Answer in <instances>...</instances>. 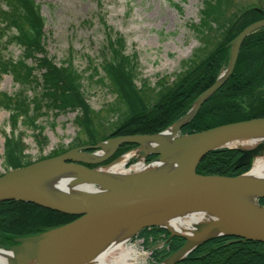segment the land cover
<instances>
[{
    "label": "rangeland",
    "instance_id": "obj_1",
    "mask_svg": "<svg viewBox=\"0 0 264 264\" xmlns=\"http://www.w3.org/2000/svg\"><path fill=\"white\" fill-rule=\"evenodd\" d=\"M202 1L35 0L40 5V15L43 19L40 29L41 51L37 54V57H43L59 66V68H69L70 73L76 75L77 82L80 84L82 93L85 96L89 116L79 124L76 120V111L67 110L55 115L56 109L52 107V103L41 100L43 102L41 109L43 114L38 115L35 123L43 129L41 128V135L36 139L33 135L35 131L28 125L18 122L12 128L8 111L0 107V177L10 172L3 163V142L5 136L11 135L20 138V142L24 147L23 154L27 158L24 157L31 161L29 165L32 166L51 160L59 155H67L68 152L73 150L76 153L93 154L99 149L96 146L97 144L111 141L117 137L156 134L168 129L179 118L186 115L191 107L178 118H175L174 114L163 117L161 125L155 124L156 121L149 120L152 116L160 115L161 106L154 107L146 112L138 110L134 115L128 116L125 105L121 101L115 100L116 95L113 90L111 91L112 88L109 84L105 82L101 84L103 71L100 65L102 60L109 56L107 53L111 52L109 48L111 43L113 44L111 40L120 41V44H115L116 47H120L119 53L125 57L134 55L133 58L136 59H134L137 65L135 86H143L141 80L146 79L148 86L151 87L150 91H145L143 95L144 104L152 105L157 100L159 93L158 88V90L156 89L157 91L153 89L157 81L164 78L166 85L171 86L183 74L185 67L190 66L188 61L193 58V54H196L198 59L199 57L203 58L208 50L216 44L215 41L221 39V34L213 32V30H207L204 32V43H201L203 41H200L196 32L193 31L192 25L199 22L200 9L203 5ZM262 1L264 3V0ZM259 5H262L260 0H231L223 7L218 20L228 19L232 12L237 11L239 8L245 9ZM22 52L20 46L10 45L6 47L4 54L17 60L22 57ZM243 52L244 59L240 61L239 68L245 70L247 75H251L252 78L248 82V86L243 87L239 95L230 99L228 97L227 100L228 102L232 100L233 102L230 103L236 104V107L241 112L238 114L241 115L239 117H243L246 112L256 111V108L264 100V44L262 43L259 46L256 44L252 49L245 48ZM103 55L105 58H103ZM32 62V58L26 60L27 64H32ZM227 65V61L221 65L218 75L224 72ZM35 73L36 75L39 74L37 70H35ZM38 77L40 79L41 76L39 75ZM253 79L256 80L253 81ZM19 88L20 86L12 80L10 75H1L0 93L10 94L17 92ZM42 93L43 86L35 88V90H26V95L30 98L37 94L39 96ZM175 93L170 94V98L175 96ZM194 100L192 103H194ZM230 103L228 104L230 105ZM201 105L185 124L194 118ZM181 127L177 131L176 137L186 134L181 132ZM113 133L116 134L109 136ZM90 137H93L97 142L90 143ZM75 141L78 142V145L72 146ZM237 141L241 142L240 139ZM139 146V143L131 141L122 142L114 148L117 155L113 159L106 158L100 163L79 162L70 157L66 158L64 163H78L94 170L99 165L102 167L108 165L119 156ZM262 146H264V142H262ZM220 149L227 148L221 147L217 150ZM236 152L238 156L235 162L241 155L239 150H236ZM154 157L155 154L139 152L126 161L125 169H130L139 159L148 164ZM254 157L246 165L235 168L246 167L238 175L244 174L252 167ZM262 198L264 199V197H261L259 201L264 206V202L262 203L260 200ZM7 200H0V202ZM65 215L70 216L69 214ZM203 223H206V221L200 222V224ZM41 232H44V230L35 233V235ZM166 232L167 234L169 233L168 231ZM32 235L34 234L27 236ZM27 236H19L17 238ZM163 237L160 235L151 236V234L142 236V243L141 239L135 240V237H132L130 243L139 250L143 257V261L140 260L135 264H154L156 258H161L167 250L166 245L164 246L165 240ZM15 238L12 239L11 237L9 241L14 242ZM184 240L186 241V239ZM184 242L181 243L180 247L183 246ZM16 247H18L17 242L10 245H2L0 243V248L12 249ZM142 250L144 253H142ZM172 253L163 257V261ZM151 256L152 259L150 260Z\"/></svg>",
    "mask_w": 264,
    "mask_h": 264
},
{
    "label": "trees",
    "instance_id": "obj_2",
    "mask_svg": "<svg viewBox=\"0 0 264 264\" xmlns=\"http://www.w3.org/2000/svg\"><path fill=\"white\" fill-rule=\"evenodd\" d=\"M230 1H202L199 22L193 24L192 29L198 35L199 40L203 41L201 43H204V32L207 30L221 34V39L215 41L216 44L214 43L215 45L208 50L203 58L199 57L198 59V56L193 54L192 61L190 59L188 61L190 66L185 67L183 74L171 86L166 85L164 78L157 81L155 88H153L159 89H157L159 91L157 100L149 106L144 104L143 95L145 91H150L151 88L148 86L147 80H141L143 86H135L134 84L137 76L134 55L132 57L122 56L119 53L120 47L115 45L121 42L111 40L113 41L109 47L111 52L107 53L109 55L107 58L103 55L105 59L100 65L103 71L101 84L104 82L109 84L112 88L111 91L113 90L116 95L115 100L121 101L125 105L128 116L134 115L138 110L146 112L161 106L160 115L149 118L151 121H156L155 124L161 125L163 117L171 114H174L175 118L181 116L191 107L192 101L215 81L219 68L225 64L228 58L226 44L246 26L264 18V3L260 0L262 5L245 9L239 8L232 12L228 19L218 20L223 7ZM0 6V78L3 73L11 74L20 86L18 91L12 94L0 93V107L9 111L13 125L18 119H21V122L32 127L36 131L33 134L36 139L41 135L42 128H39L35 123L38 115L43 113L41 100L52 103V107L56 109L55 115L67 110L76 111V120L79 124L82 123L89 116L87 113L89 110L76 75L70 73L69 68H59L45 58L37 57L41 51L39 37L42 17L39 15V5L33 0H24L23 2L20 0H0ZM262 43L264 44V27L259 28L244 39L231 75L221 87L207 98L194 118L182 126L181 132L193 133L220 124L264 117V100L256 108V111L246 112L243 117H239L241 115L238 114L241 112L236 104H231L232 100L227 101L228 97L230 99L239 95L243 87L248 86V82L252 78L251 75H247L245 70L239 68L240 61L244 59L243 49H252L256 44L259 46ZM12 44L20 46L23 51L22 57L17 60L4 54L6 47ZM29 58L33 59L32 64L26 63ZM35 70L38 71V75H36ZM39 75L41 76L40 79ZM255 80L253 79V81ZM42 86L43 93L41 95L38 96L37 94L31 98L26 95L27 89L35 90V88ZM172 93H175V96L170 98L169 95ZM89 141L90 143L97 142L93 137H90ZM74 145H78V142H73L72 146ZM23 151L24 147L20 138H5L3 144L5 168L11 169L29 164L31 161L26 159ZM237 154L235 150L231 149L213 150L201 159L196 167V172L200 174L237 175L246 168H234ZM260 200L262 203L264 202L263 198ZM67 219L70 221L73 217L34 203L18 200L2 201L0 202V243L10 245L15 243L9 241L11 237L13 239L14 237L35 234L66 223L68 222ZM162 233L167 235L165 230L153 227L143 229L139 235L149 236L151 234L156 236ZM231 239L232 237L226 235L209 239L198 245L176 264H264L263 243L245 239L230 241ZM182 242L183 239L173 237L167 243L168 250L163 253L161 258H156V261L178 249Z\"/></svg>",
    "mask_w": 264,
    "mask_h": 264
},
{
    "label": "water",
    "instance_id": "obj_3",
    "mask_svg": "<svg viewBox=\"0 0 264 264\" xmlns=\"http://www.w3.org/2000/svg\"><path fill=\"white\" fill-rule=\"evenodd\" d=\"M261 26H264V19L245 27L227 44L232 45V49L226 69L217 77L213 84L194 100L187 114L176 121L177 130L188 122L201 103L224 83L234 67L242 40ZM156 134L117 137L111 140L112 147L102 160L108 158L115 151L114 148L122 142L131 141L141 144L140 139L153 138ZM252 136H264V118H252L221 124L177 137L178 142L174 150L146 151L155 154L152 161L160 160L180 151L181 156H179V161L177 160L175 167L166 170L158 176L153 174L133 176L131 183L124 187L108 183L109 188L106 190L96 193L84 191L75 194V198L84 207L66 203L47 190L44 191L32 185L33 181L39 177L37 174L30 172L35 165H27L10 170V172L0 177V200L16 199L32 202L51 210L69 214L75 218L66 224L50 228L39 234L15 238L18 247L12 249H17V254L11 262L14 263L16 259L18 260L22 256H34L54 246L53 253L43 264H80L84 261L85 254L92 243V235L110 222L119 221L135 212L146 209L175 206L206 211L214 220L199 224L195 231L201 237L185 249L186 235L173 232L165 225L154 222L140 225L138 229L148 225H157L169 231V238L180 236L186 239L183 246L166 258L169 261L168 264H175L203 241L219 235H230L264 243V222L222 194V192L228 190L246 189L249 186V182L243 178V175L247 172L237 176L203 175L195 172L201 158L211 150L225 147L224 143L227 140L235 139V137L239 139ZM102 143L96 146L100 147ZM229 148H234L241 152L235 168L246 165L255 155L253 150H257L243 149L237 146ZM69 153L71 151L67 155H59L48 161L61 164L65 168L92 172L93 169H88L78 163H64L66 158L70 157ZM78 153L89 155V153L85 152ZM15 171H20L21 173L16 174ZM261 197H264V194ZM55 245H59L56 250Z\"/></svg>",
    "mask_w": 264,
    "mask_h": 264
},
{
    "label": "bare ground",
    "instance_id": "obj_4",
    "mask_svg": "<svg viewBox=\"0 0 264 264\" xmlns=\"http://www.w3.org/2000/svg\"><path fill=\"white\" fill-rule=\"evenodd\" d=\"M176 127L174 123L163 132H158L153 138L140 139L141 144L139 147L121 155L104 167H97L92 172L65 168L61 164L50 161L39 163L30 170V172L39 176L33 181L32 185L44 191L47 190L66 203L81 206V202L75 198L77 193L103 191L109 188L108 183L124 187L131 183L133 176H144L146 174L158 176L177 165V160L179 161V156H181L180 151L148 164L139 159L130 169H125V163L139 152L174 150L178 142ZM237 139L235 137V139L227 140L224 144L238 146L243 149H257L253 150L255 151V157L250 171L243 175V178L248 180L249 186L246 189L224 191L222 194L264 222V206L258 204V199L264 194V147L262 146L264 136L239 138L240 143ZM111 147L112 142L108 141L102 143L93 154L86 155L71 151L69 156L78 161L100 162ZM15 173L20 174L21 172L15 171ZM213 220L206 211L184 206L138 211L119 221L110 222L92 235V243L85 254L84 261L80 264H135L142 258L139 257L135 247L129 245L128 242L140 225L145 223L162 224L173 232L186 235L185 249L201 237L195 231L200 222H212ZM58 247L59 245H55V250ZM53 251L54 246H51L34 256H22V258L16 259L12 263L11 260L16 256L17 249L0 248V264H43ZM168 263L169 261L166 260L161 264Z\"/></svg>",
    "mask_w": 264,
    "mask_h": 264
}]
</instances>
